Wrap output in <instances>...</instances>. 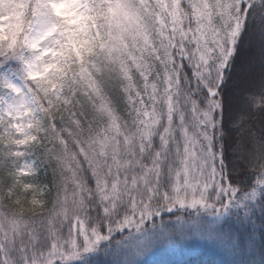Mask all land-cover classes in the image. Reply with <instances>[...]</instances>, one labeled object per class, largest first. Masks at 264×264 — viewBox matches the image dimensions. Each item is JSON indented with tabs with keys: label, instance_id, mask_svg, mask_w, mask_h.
I'll return each mask as SVG.
<instances>
[{
	"label": "snow or ice",
	"instance_id": "obj_1",
	"mask_svg": "<svg viewBox=\"0 0 264 264\" xmlns=\"http://www.w3.org/2000/svg\"><path fill=\"white\" fill-rule=\"evenodd\" d=\"M193 238L264 264V0H0V264Z\"/></svg>",
	"mask_w": 264,
	"mask_h": 264
},
{
	"label": "rangeland",
	"instance_id": "obj_2",
	"mask_svg": "<svg viewBox=\"0 0 264 264\" xmlns=\"http://www.w3.org/2000/svg\"><path fill=\"white\" fill-rule=\"evenodd\" d=\"M202 250H206L220 257L227 258L222 254V250L217 248L215 245L193 238L192 240L177 245L174 248H164L157 250L148 258V260L149 264H162L169 260L180 259L194 255Z\"/></svg>",
	"mask_w": 264,
	"mask_h": 264
},
{
	"label": "trees",
	"instance_id": "obj_3",
	"mask_svg": "<svg viewBox=\"0 0 264 264\" xmlns=\"http://www.w3.org/2000/svg\"><path fill=\"white\" fill-rule=\"evenodd\" d=\"M246 57H247V53H245V58ZM243 63H244L243 59L238 61L237 63L238 72L241 70ZM225 259L226 258L224 257H220L206 250H202V251L197 252L194 255L180 258V259L169 260L162 264H224Z\"/></svg>",
	"mask_w": 264,
	"mask_h": 264
},
{
	"label": "clouds",
	"instance_id": "obj_4",
	"mask_svg": "<svg viewBox=\"0 0 264 264\" xmlns=\"http://www.w3.org/2000/svg\"><path fill=\"white\" fill-rule=\"evenodd\" d=\"M19 199L25 203L26 206L30 205V201L31 199L33 198V195L35 196H42V193L40 192H37V193H30V192H27L25 190H20L18 193H17Z\"/></svg>",
	"mask_w": 264,
	"mask_h": 264
}]
</instances>
